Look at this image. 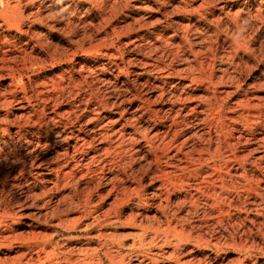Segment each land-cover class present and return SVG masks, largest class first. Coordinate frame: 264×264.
Listing matches in <instances>:
<instances>
[{
  "label": "rangeland",
  "instance_id": "obj_1",
  "mask_svg": "<svg viewBox=\"0 0 264 264\" xmlns=\"http://www.w3.org/2000/svg\"><path fill=\"white\" fill-rule=\"evenodd\" d=\"M208 1L188 0L184 3L178 0H0V212L2 211V216L4 215L0 232L2 233L1 238L5 237V240L0 238V264H39L37 263L38 259L43 260L46 256L53 258L52 260H55L53 263L60 264L66 262H68L66 264H176L177 261V264H264V130L259 123H254L253 120L246 122L233 114L237 109L239 111L238 107H234V103L241 97L234 83H237L239 79L249 81L255 71L264 67V52L257 51L259 64L256 68L249 70L242 65L238 66V58L243 57V54L239 41L231 37L232 23L227 22L223 18L224 15L215 14L223 19L218 21V24L212 25L209 22L211 20L210 13L213 10V13L218 12V3L217 0H213L216 2ZM242 1L236 2L235 11ZM251 2L253 11L260 8L261 5L264 6V0H252ZM262 8L264 10V7ZM197 12L203 14L201 18ZM178 23L190 24L189 41L193 39L194 35H198L196 30L205 36L207 47L205 56L209 57V61L212 62L213 83H222L217 87L220 91L224 89L234 91L225 103L217 107L214 113L222 111L232 120L228 122L230 128L225 139L234 142L232 147L234 149H231V152L230 149L221 145V153L230 159L228 169L222 170V173L229 171L226 181L228 184L230 181L229 190L232 191V204L236 209L241 208V212L238 213L236 209H231L229 214L224 213L223 220L219 222L218 210L212 213L207 210L205 219L199 214L201 219L196 222L197 224L191 223L194 221L193 216L188 218L189 223L186 224L195 226L193 235L190 237L187 235L188 231L182 234L177 228L175 231H167L168 241L165 244L160 240L153 244L149 243V235L141 242L140 227L147 229H151L153 226L159 229L162 227L160 231L166 232L167 224L163 221L162 209H158V207L162 204L164 206L167 201L168 204L170 203L169 206L172 204L173 207H176V202L184 195V192L180 193L177 189L172 188L168 189L170 195L167 197L163 193L160 200L159 197H154L151 194L160 185L162 175L156 173L154 168H148L145 159H142L145 151H141L142 154L134 158L135 161L132 162L131 167L134 169L135 176L127 175L123 178L125 181H123V189L109 192L111 186L106 184V179L109 178L107 170H98V176L103 177L100 180L101 186L98 192L93 191V205L90 208L87 207L85 213L83 210L75 209L74 201L78 198L73 196L75 187L52 195L49 204L45 203L47 202L46 198L36 200L33 197V194L40 193L41 183L38 175L46 174L44 168L29 167L14 179L13 175L7 176L5 168L7 153L4 145L11 154V160H16L18 153L22 154L18 139L13 132L23 120L18 119L16 103L12 102L10 107L4 106L6 101L8 103L11 100L12 94L21 99L25 90L24 92L27 97L31 98L32 104H34L33 101H41L38 106H34V111L37 110L36 112L47 115L55 110L59 114L56 119L55 131L59 133L58 147L60 149L69 148L71 164H73L72 162L79 163L82 159L81 155L73 152V146L75 138L82 134L86 135L89 131L88 128L90 129V127L84 128V125L89 126L86 123L88 120L85 115L84 118L82 116L85 105L94 104L97 101L94 100L96 97L108 98L114 88H120L123 91L131 90L137 93V98L126 94L129 102L123 105V119H130L132 116L139 118L140 113L136 111L140 105L139 100L146 91H149V83H158L156 73L143 74L142 72V69H145L143 64H146L148 61L146 59L150 56V45L156 44L155 35L158 32L167 37L173 33L172 29ZM166 28L170 29L166 33L162 32ZM207 32L212 34L208 37L205 35ZM173 42L179 41L176 39ZM253 45L257 48L258 41H253ZM184 46V52L181 51V53H187L186 57H189V60L184 61L181 58H176L167 68L170 75L165 79L167 83L165 89L169 92L173 83L184 81L188 83V78H191V75L199 76L196 77L195 83L207 82L202 77L201 66H195L193 71H188L185 68L186 64L193 65L191 63L193 58L189 54L188 42H185ZM155 55H158V51L153 52L151 57L153 58ZM140 73L142 75H137ZM233 74L234 76H232ZM72 83H78L76 84L78 87ZM177 90L175 94H181L180 87ZM167 91L166 94H169ZM256 91L257 97H264L258 88ZM196 94L199 96L202 92L197 91ZM47 95L51 99L45 103ZM86 96L89 99L88 102ZM252 102L253 104L258 103L257 100ZM43 104L49 105L43 108ZM233 107L234 112L228 110ZM68 109L75 110L77 116H81L80 120L69 118ZM7 111L12 114V117L11 115L9 117L12 119L10 123L14 122L15 125L5 121ZM113 113L114 109L111 108L110 114ZM130 113L131 116H129ZM117 116L115 115L116 119L119 118ZM31 117L34 116L27 118L24 128L32 129L35 126L36 117L33 120ZM145 120L146 116L144 119H139L140 125L144 131L152 132L153 123L151 121L145 123ZM261 120L259 121L261 122ZM247 125L251 126L250 130L252 131H248ZM6 129L8 132H5ZM79 129L82 130V133L76 132ZM183 130L184 132L176 143L167 151L168 155H172L176 147L181 144L184 145L183 149H188L192 144L191 138H195L196 135L197 137L201 136L202 131L206 130V125L194 123ZM211 135L213 138L209 146L212 151L211 156L215 157L213 149L216 147L217 140L214 133ZM138 138L140 139V137ZM22 139L21 141L24 143L25 140ZM141 140H139L140 144H142ZM43 142L44 140H42ZM202 144H206V141L204 140ZM30 149L32 150L33 146ZM233 153L237 157V161L234 159ZM239 163L243 165H239ZM127 173L131 172L127 170ZM3 175L5 176L3 177ZM151 179H153L152 183H150ZM85 180L84 178L77 181L75 178L76 183L74 182L78 185V196L82 198L90 192L84 186ZM245 186H251L252 191L248 193L249 195H244ZM220 187L221 185L217 183V193ZM208 192L211 193L210 189ZM64 194H68L70 198L66 203L60 204V212L54 211L53 217L50 214L45 216L44 211L54 210L55 202L59 200L57 198ZM185 207L179 208L178 217L185 219V212L189 206ZM26 215L29 218H37L38 224L33 231L39 235L44 234L52 240L50 241L52 246L46 249L44 255L40 252V248L30 251L23 248L21 242L18 241L19 238L27 237L30 234V230L24 225ZM104 215L106 218L103 217ZM58 218H61V222ZM174 225L172 224V228ZM112 244L114 245L112 246ZM64 249L67 250V253ZM172 252L177 253L173 255ZM22 254L23 256L16 260L17 256Z\"/></svg>",
  "mask_w": 264,
  "mask_h": 264
},
{
  "label": "bare ground",
  "instance_id": "obj_2",
  "mask_svg": "<svg viewBox=\"0 0 264 264\" xmlns=\"http://www.w3.org/2000/svg\"><path fill=\"white\" fill-rule=\"evenodd\" d=\"M178 1L184 2L188 0H178ZM237 1L238 0H217L218 12L213 13L214 10L211 11L210 13L211 20L209 22L212 25L214 23L218 24V21L225 18L227 22L229 21L230 23H232L231 24L232 29L230 30L231 37L239 41V43L241 44V50L243 54V57L238 58V66L242 65L245 68L250 70L252 68H256L259 64V57H258L259 54H257V51L260 53L264 52V10L262 8L264 6L261 5L260 8H256L253 11L252 10L253 8L251 9L252 0H243L242 4L238 5V7L236 6L237 8L235 11L234 9H235V5H237L236 4ZM213 2H216V1H213ZM197 14L200 18L203 15L202 13H199V12H197ZM215 14H219L221 16L224 15V17L221 18V16H218V15L217 17ZM168 29L166 28L162 32L166 33ZM172 30H173V33L167 37H165L164 35H161L158 32L159 35L158 33L155 35L156 44L152 46L150 45V48H149L150 56H148L146 59L149 62L146 61V64L145 63L143 64L145 65V69H142V72L143 74L156 73L157 75L156 81H158V83H149L148 84L149 91H146L145 95L139 100L140 105L136 108V111L140 113V115L138 116L139 118H135L134 116H132L130 119H123V111H124V110L122 111L123 105L129 102V100L126 98V94H130L132 98H137V95H136L137 93L131 90L123 91L120 88H114L109 93L110 94L109 97L111 98L102 97L101 99V98L96 97L94 100H97V101H95L94 104L92 103L89 105L88 103L85 105L82 116L84 118V115H85L86 119L88 120V122L86 123H88L89 126L84 125V128L90 127V129L88 128L89 131L87 132L86 135L82 134V136L76 137L75 138L76 141L74 142V146H73V152L79 153L81 155L82 159L79 161V163L72 162L74 165L71 164L70 156H69V148L60 149L58 147L59 142L57 139L59 137V133L55 131H56V126H57L56 119L58 118L59 114L55 110L54 112L52 111L51 113L50 112L47 113V115L36 112L37 110L34 111L33 110L34 106H38L39 102L41 101L40 100L33 101L34 104H32L31 102L32 100L31 98L27 97V95L24 92L25 90L23 91V95L21 96L22 97L21 99L16 97L15 94H12V98H10L11 100L8 103L6 101L7 104L4 103V106L10 107L12 102L16 103V111L17 113H19L18 119L23 120L22 123L18 124V126L15 127V132H13L14 136H16L18 139L19 147L22 151V154L20 155V153H18L16 155L17 159L16 160L14 159L15 161L11 160L10 159L11 154L8 152V150L6 149V146L4 145V149L6 150V153H7L6 158H5V168L7 169L6 170L7 176L13 175V179H14L15 176L21 175L29 167L32 168L33 166H35L36 168H44V170L46 171V174L40 173L38 175L40 178L39 181L41 183L40 184L41 187L39 190L40 193L33 194V197L36 200L38 198L40 200H43V198H46L47 202L45 203L49 204L51 202L52 195L58 194L59 192H65L67 189L72 188V187L74 189L75 187V191H73V196L78 197L74 201L75 209L77 208L78 210H83V213H85L87 207L90 208L93 205V201H92L93 191L98 192L99 187L101 186L100 180H102L103 177L98 176V170L99 171H102L103 169L107 170L109 178L106 179V182H107L106 184H110L109 186H111V189H109V192L112 190L117 191V190L123 189L124 187L123 184L125 182L123 178L127 177V175H130V176L134 175V169H132L131 167L133 165L132 162L135 161L134 158L137 156L139 157L142 154L141 151H145V155L142 157V159H145L144 161L147 164L148 168L149 169L154 168V171H156V173H159L160 175H162V179H161L162 181L159 182L160 185L157 186L155 191L151 194L154 197H159V200H160V198H162L161 195L163 193H165L167 197L170 195V190L168 191L169 188H172L174 190L177 189L178 192L180 193L184 192V195L182 194L183 197L180 198L181 200L179 199L176 202L175 204L176 207H173L172 204L169 206L170 203L168 204V201L164 206L162 204L161 206L158 207V209L159 208L162 209L161 214L164 218L163 221H165L167 224V229L165 230L166 231L165 233L164 231H160L162 227L160 229L154 228V226L153 228L151 227V229H147L143 227L139 228L140 232H142L140 233L141 234L140 241L143 242L144 239H146L145 237L149 235L148 237L149 243L151 244H153L157 240L162 241L164 244L167 243L168 241L167 231L168 230L175 231L177 230V228L180 229V233L184 234L188 231L187 235L189 237L192 236L193 228H195V226H192L191 224L189 225L186 224L187 222L189 223L188 218L190 216L194 217V221L191 223H196V222H199L201 219L199 214H201L202 217L205 219V214L207 210H209L210 213L218 210V215H219L218 221L221 222L223 220L222 216L224 215V213L229 214L231 209H236V207L233 206L232 204L233 202L231 200L232 191L229 190L230 181H229V184L226 181V178L229 177V174H228L229 171L222 173V170L224 171L228 169V164L230 163V159L227 158V156L222 154L220 151L221 145H224L227 149H230V151L231 149H234L232 148L234 145V142L233 141L229 142L230 139L228 141L225 139V135L228 133V129L230 128L228 122L229 121L231 122L232 120L231 118H229L230 116H226V114L222 111H219L217 114L214 113L217 107H220L223 103H225V101L230 97L231 93H233L234 91H229L226 89L220 91L219 89H217V87H219V85H221L222 83H213V77L211 74L212 62L209 61V57L205 56L207 47L205 45L206 38L204 39L205 36L203 34L199 33L195 29L196 30L195 32H197L198 35H194L193 39L189 41L190 24L178 23L177 26L173 28ZM208 32L205 33V35L209 37L212 33L209 34ZM171 39H172V42H171ZM176 39L179 42L177 43L173 42ZM255 40H257L259 43V46L257 47L258 50L253 45V41ZM185 42H188L189 48H190L189 54H191L193 58L191 60L192 61L191 63H193V65L185 63L186 64L185 68H187L188 71L190 70L193 71L195 66H201L202 77L205 78L207 82L206 83H195L199 76L198 77L196 76L197 77L196 78L194 75H191V78H188L189 79L188 83H185V81L181 83L180 82L173 83L174 85H172V89H170L171 91L169 92L165 89V85H167V83L165 82L166 81L165 79H167L170 75L167 68L169 67V65H171L172 62L175 61L174 59L176 58H181L184 61L189 60V57H186L187 53H183L184 52L183 49H185V46H184ZM157 51H158V55H155L152 58L151 56L153 55V52H157ZM181 51L183 52L181 53ZM228 69H229V66H228ZM137 75H142V73L137 74ZM253 75L254 76L249 81L239 79L237 80L238 81L237 83H234L237 91H239L238 94L239 93L241 94V97L238 98L236 102L234 103V107H238L239 111L237 109V111L234 112V107L233 109L229 108L228 110L229 111L233 110L234 113L233 112L232 113L234 114V116L239 117L240 119L245 120L246 122L253 120L254 123H259L261 125V128L264 130V97H257L255 95L257 93L256 88H258V90H260V92L264 94V67H262L260 70L255 71ZM232 76H234V74ZM227 79L228 77L226 78V80ZM181 80L183 81V79ZM241 82H242V85H241ZM72 84L76 85L78 83H72ZM76 86L78 87V85ZM178 87H180L181 94L177 95L175 94V91L177 90ZM166 91L169 92V94H166ZM197 91L202 92V94L198 96L196 94ZM85 98H86V101L88 102L89 100L87 99L88 97L86 96ZM50 99L51 97L47 95V99H46L47 102L45 103H48ZM253 100H257L258 103L253 104L252 102ZM48 105L43 104L42 107L46 108L48 107ZM40 108L39 110H41ZM111 108L114 109L113 114H110ZM67 114L69 118H73V119L74 118L79 119L81 117V116H77V114L75 113V110L73 109H68ZM10 115L12 117L11 112L7 111L6 117H5L6 119L5 118L4 119L9 124L15 125L14 122L10 123L12 121V119L9 118ZM115 115H118L119 118L116 119ZM29 116L36 117L34 120L35 126L32 129L24 128L25 127L24 123L26 122L27 118H29ZM129 116H131V113ZM145 116H146L145 123H148L150 121L153 123V128L151 130L152 132L144 131L143 127L140 125L139 119H144ZM259 120H261V122ZM194 123L205 124L206 130L202 131V133L200 134L201 136L197 137L196 135L195 138L194 137L191 138L192 144L188 149H183L184 145L181 144L180 146L176 147L175 152L172 155L170 154L168 155L167 151L176 143L179 136L184 132L183 129L189 127L190 125H193ZM247 127H248L247 129L249 132L252 131L250 130L251 126L247 125ZM6 131L7 129L5 130V132ZM76 132L82 133V130L79 129ZM212 133L215 134L216 140H217L216 147H214V149L216 148L215 151L213 149V154L215 153L216 155L215 157L211 156L212 151H210L211 147L209 146L212 143V138H213L211 135ZM71 134L73 135V132ZM138 137L142 139L141 140L142 144L139 143L140 139ZM21 139L24 141V143L21 141ZM42 140H44L43 143H42ZM204 140L206 141V144H202ZM31 146H33L32 150L30 149ZM143 148H145V150H143ZM233 157L237 161V157L234 155V153H233ZM239 165H243V164L239 163ZM127 170H129L131 173L128 174ZM5 175H3V177ZM75 178H77V181L78 179H84V178L86 179L84 182L85 185L84 184L83 185L87 187V189L90 192H88L84 198L78 196L79 194V192H77L78 185L75 184L76 183ZM0 182H1V179H0ZM152 182H153V179L150 180V183ZM217 183L221 185L218 193L216 192ZM46 185H48V188H46ZM208 189H210V192H211L210 194L208 192ZM243 191L245 193L244 195L248 194L249 192L252 191L251 186L250 187L245 186ZM60 197L57 198L59 200L55 202L56 208L54 207L55 208L54 210L52 209H49L46 211L43 210L45 212L44 214L45 216L50 214L53 217L55 214L54 211L60 212L59 210L60 204L66 203V201H68L67 199L70 198L68 194H64ZM201 200L203 201L201 202ZM187 205L189 207H187ZM185 206L188 209L185 212L186 216L184 219L183 217H178V210L179 208L181 209L182 207H185ZM240 209H236L238 213L242 211V210L240 211ZM1 212H0V231L2 230L1 227L4 221V215L2 216ZM105 215L103 217H105ZM34 218H29L26 215V218H24L26 219V223L24 225L25 227H27L28 230H30V234L27 237L25 236L21 239L19 238L18 241L21 242L20 244H22L21 246L23 248L30 250V251H32L35 248H40V252H42L44 255L46 249L52 246L50 244V241L52 240L48 239L47 236H45L44 234H43L44 236L39 235V233H36L35 231H33L35 229V226L38 224V221L36 220L37 218L36 219ZM55 220H56V217H55ZM58 220L59 222H61V218H58ZM174 222H175V225H174ZM166 224H165V227H166ZM172 224L174 225L173 226L174 228H172ZM163 233H164V236H163ZM1 235L2 233L0 232V238L2 237ZM99 236L101 237V235ZM162 236L165 241L163 240ZM2 240H5V237ZM113 245L114 244H112V246ZM66 251L67 250H65V252ZM176 253L177 252H174L173 255H175ZM22 256L23 254L21 256L20 255L17 256L16 260H19ZM36 257L38 258L39 256H36ZM52 259L53 258L46 256L43 258V260L38 259L37 263L39 264H60L58 262L53 263V261L55 260H52ZM61 259H62V256H61ZM177 263L178 261L176 262V264Z\"/></svg>",
  "mask_w": 264,
  "mask_h": 264
}]
</instances>
